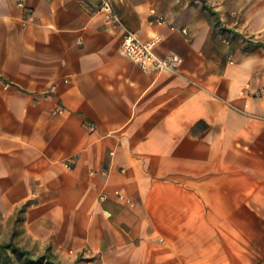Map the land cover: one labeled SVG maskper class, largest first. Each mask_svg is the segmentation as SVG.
Returning a JSON list of instances; mask_svg holds the SVG:
<instances>
[{"label": "crops", "instance_id": "obj_1", "mask_svg": "<svg viewBox=\"0 0 264 264\" xmlns=\"http://www.w3.org/2000/svg\"><path fill=\"white\" fill-rule=\"evenodd\" d=\"M102 1L0 0V222L61 264H264V0Z\"/></svg>", "mask_w": 264, "mask_h": 264}, {"label": "built area", "instance_id": "obj_2", "mask_svg": "<svg viewBox=\"0 0 264 264\" xmlns=\"http://www.w3.org/2000/svg\"><path fill=\"white\" fill-rule=\"evenodd\" d=\"M101 11L105 13L109 21L119 22L112 0H103ZM151 13L155 15L152 22H164V17L156 15L155 9H151ZM182 31L187 33L185 29ZM159 40V37H155L150 41H144L135 32L127 31L121 42V51L146 72H177L182 64V58L175 53L165 57L157 55L154 49ZM103 196L106 197V194ZM118 196L124 199L120 193H118ZM127 202L133 205V202L128 199Z\"/></svg>", "mask_w": 264, "mask_h": 264}, {"label": "trees", "instance_id": "obj_3", "mask_svg": "<svg viewBox=\"0 0 264 264\" xmlns=\"http://www.w3.org/2000/svg\"><path fill=\"white\" fill-rule=\"evenodd\" d=\"M0 264H61L51 248L35 254L13 240L0 243Z\"/></svg>", "mask_w": 264, "mask_h": 264}, {"label": "rangeland", "instance_id": "obj_4", "mask_svg": "<svg viewBox=\"0 0 264 264\" xmlns=\"http://www.w3.org/2000/svg\"><path fill=\"white\" fill-rule=\"evenodd\" d=\"M21 213L16 216V218L9 222L8 225L0 222V243L13 240L18 245H23L24 247H29L37 254L38 247L35 246L29 237L24 235L20 225L22 220Z\"/></svg>", "mask_w": 264, "mask_h": 264}]
</instances>
